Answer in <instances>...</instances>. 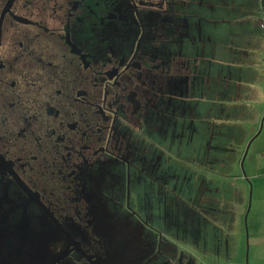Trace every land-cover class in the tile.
<instances>
[{
	"label": "flooded vegetation",
	"instance_id": "flooded-vegetation-1",
	"mask_svg": "<svg viewBox=\"0 0 264 264\" xmlns=\"http://www.w3.org/2000/svg\"><path fill=\"white\" fill-rule=\"evenodd\" d=\"M246 3L0 0V264H178L176 240L206 247L211 96L242 79Z\"/></svg>",
	"mask_w": 264,
	"mask_h": 264
},
{
	"label": "rangeland",
	"instance_id": "rangeland-1",
	"mask_svg": "<svg viewBox=\"0 0 264 264\" xmlns=\"http://www.w3.org/2000/svg\"><path fill=\"white\" fill-rule=\"evenodd\" d=\"M235 11L231 19H241L233 23L238 33L231 49L241 57L242 65L234 66L242 79L211 96H217L216 121L223 122L214 139L218 160L207 177L220 192L219 211L213 222L202 225L205 248L199 242L194 247L191 239L176 240L178 264H264V7L262 0H249Z\"/></svg>",
	"mask_w": 264,
	"mask_h": 264
},
{
	"label": "crops",
	"instance_id": "crops-1",
	"mask_svg": "<svg viewBox=\"0 0 264 264\" xmlns=\"http://www.w3.org/2000/svg\"><path fill=\"white\" fill-rule=\"evenodd\" d=\"M233 2H236L237 0H232ZM247 2L249 1V0H246ZM236 11L234 10V12L233 13H235ZM236 18H238L237 16H235ZM233 91H234V89H233ZM226 94H223V95H221V100L223 99V101L222 102H224L225 101V99H227L226 97H224ZM217 98V97H216ZM233 102V101H232ZM225 103H226V101H225ZM234 103V102H233ZM234 110V109H233Z\"/></svg>",
	"mask_w": 264,
	"mask_h": 264
},
{
	"label": "built area",
	"instance_id": "built-area-1",
	"mask_svg": "<svg viewBox=\"0 0 264 264\" xmlns=\"http://www.w3.org/2000/svg\"><path fill=\"white\" fill-rule=\"evenodd\" d=\"M262 3H263V5H264V0H262ZM260 25H261V26H264V19L261 20Z\"/></svg>",
	"mask_w": 264,
	"mask_h": 264
},
{
	"label": "trees",
	"instance_id": "trees-1",
	"mask_svg": "<svg viewBox=\"0 0 264 264\" xmlns=\"http://www.w3.org/2000/svg\"><path fill=\"white\" fill-rule=\"evenodd\" d=\"M262 5H263V3H262ZM263 7H264V5H263Z\"/></svg>",
	"mask_w": 264,
	"mask_h": 264
}]
</instances>
